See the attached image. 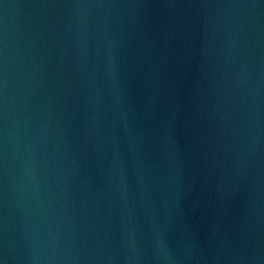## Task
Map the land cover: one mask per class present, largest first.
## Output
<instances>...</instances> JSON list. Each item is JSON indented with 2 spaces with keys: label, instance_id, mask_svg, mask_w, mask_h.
<instances>
[{
  "label": "water",
  "instance_id": "water-1",
  "mask_svg": "<svg viewBox=\"0 0 264 264\" xmlns=\"http://www.w3.org/2000/svg\"><path fill=\"white\" fill-rule=\"evenodd\" d=\"M0 264H264V0H0Z\"/></svg>",
  "mask_w": 264,
  "mask_h": 264
}]
</instances>
